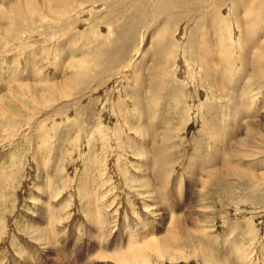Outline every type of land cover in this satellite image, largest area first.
<instances>
[{
	"label": "rangeland",
	"instance_id": "374dc122",
	"mask_svg": "<svg viewBox=\"0 0 264 264\" xmlns=\"http://www.w3.org/2000/svg\"><path fill=\"white\" fill-rule=\"evenodd\" d=\"M151 4L69 0L70 16L57 18L47 0H0V22L20 32L0 46V264H264V73L240 78L264 19L235 35L241 17L209 0L216 17L227 12L225 28L192 31L210 15ZM67 78L75 84L58 93ZM229 164L253 178L219 181ZM180 212L182 229L163 251L106 257L128 238L166 233L162 219Z\"/></svg>",
	"mask_w": 264,
	"mask_h": 264
},
{
	"label": "bare ground",
	"instance_id": "6f19581e",
	"mask_svg": "<svg viewBox=\"0 0 264 264\" xmlns=\"http://www.w3.org/2000/svg\"><path fill=\"white\" fill-rule=\"evenodd\" d=\"M48 1V10L49 11H53V13L54 14H56V16H57V18H64V17H68V16H70L69 14H68V12H70L71 10H72V7L69 5V0H47ZM207 1H209V0H150V2L152 3L151 4V7H152V10L153 9H156L158 12H164V11H171L172 9H174V8H177V9H190V8H198V14H197V16L199 17V16H201V14L203 13V12H206V13H208L209 15H210V17H211V20L208 22V23H202V22H200V21H197L196 22V24H195V26L191 29L192 31H195V30H197V29H199V26H201V28L200 29H203V27L206 29V30H209V29H213L212 27L215 25L216 26V28H217V32H222L223 31V28H225V26L223 27L222 26V24L224 25L226 22H224L223 23V19L221 20V19H219L221 16H224L227 12H223V14L222 15H220V17L219 16H217L216 17V15L214 14V13H211V11H209V5L207 6ZM223 1L224 0H212V3H213V6L211 7V10L213 11V9L214 8H216V7H218V6H220L221 4L222 5H227L228 6V4L229 5H231V6H229V7H231V12H232V15H233V17L234 16H240L241 17V19H242V27H239L238 25H237V28L235 29V31H234V34L235 35H237L243 28H246V29H248V31H250V26L252 27L253 25H255L256 23H258L257 21H261V20H263L264 19V0H225V3H223ZM94 6H100L99 4H96V5H88V6H86V7H84V8H87V7H94ZM226 7V6H225ZM228 7V8H229ZM87 9H89V8H87ZM226 9V8H225ZM228 10V9H227ZM226 10V11H227ZM73 11V10H72ZM71 11V12H72ZM4 12V11H3ZM3 12L1 11L0 12V14H2L1 15V19H2V17L5 19L6 17H5V15L3 14ZM25 13H27V12H29V10H28V8H26V11H24ZM220 13V12H219ZM19 15L21 16V15H23V13L22 12H19ZM74 16H76V15H74ZM180 16V15H179ZM219 17V18H218ZM174 18H178V17H174ZM235 18V17H234ZM73 19V18H72ZM60 22H61V20H60ZM63 22V21H62ZM234 22H235V20H234ZM241 22V21H240ZM236 23V22H235ZM229 25V24H228ZM236 25V24H235ZM257 25V24H256ZM231 26V25H230ZM262 26V25H261ZM223 27V28H222ZM258 28H260V27H258ZM233 29H234V27H233ZM263 29V28H262ZM185 30V29H184ZM184 30H183V32H184ZM231 30H232V28H231ZM14 30H8L5 26H4V24L3 23H1L0 22V46H1V48H2V46L3 45H1L2 44V42H8V41H15L16 40V38L19 36L18 35V33L20 34V32L18 31V30H16L15 32H13ZM23 31V30H22ZM29 31V30H28ZM261 32V31H260ZM260 32H259V34H260ZM178 33V32H177ZM26 34H28L27 32L25 33V35ZM258 34V35H259ZM180 38H182V40H183V37L185 36L184 35V33L182 34L181 33V31L179 32V35H178ZM166 39H167V35H165L164 36ZM163 37V40H164V44H163V47H162V50H163V53H164V55H167V54H169V52H170V49H169V46H168V42L165 40V38ZM251 37H253V36H251ZM249 38L248 39V41L246 42V49H245V53H249V50L251 49V48H255V61H254V63H253V66H252V68H251V73H249L250 72V70H249V68H248V65H247V63H245V62H243V63H241V67H240V78L242 77V76H245L246 78H247V76L249 77V76H252V73H257L259 76H261V74L262 73H264V71H263V68L262 67H264V64L262 63V61H264V44H263V42H262V40L264 41V34H262V35H259V39L258 38H255V37H253V39L252 38ZM252 41V42H251ZM64 44V43H63ZM62 44V45H63ZM175 43L173 42L172 43V45H174ZM65 45V44H64ZM4 47H6L5 45H4ZM36 55H37V53H36ZM35 56V55H34ZM33 64V63H32ZM187 66V65H186ZM30 68V67H29ZM30 72H32V75L34 76V74H33V71H30ZM29 74V75H28ZM14 75H16V73L14 74ZM21 75V74H20ZM27 75H28V77L30 76V73H27ZM263 76V75H262ZM244 77H242V79H243ZM30 79V78H29ZM245 79V78H244ZM79 83V82H78ZM72 84H75V82H68V78H67V80H66V83L64 84V85H60V86H58L57 87V89H58V93H62L63 92V90H64V88H67L68 87V85L70 86V85H72ZM80 85H81V83H79ZM80 85H78V84H76L75 86H77V88L80 86ZM71 88V87H70ZM69 89V88H68ZM72 89V88H71ZM5 90V89H4ZM65 91V90H64ZM252 91V90H251ZM14 92V91H13ZM9 95V94H8ZM12 95H15V94H13L12 93ZM237 96H238V94H237ZM62 97H64V95H62ZM183 97V96H182ZM13 99V98H12ZM235 100V99H234ZM234 100L232 101V103H236V102H234ZM237 101V103L239 102V99L238 100H236ZM15 102V101H14ZM2 103H4V102H2V101H0V105L2 104ZM203 103V102H202ZM6 104V103H5ZM202 105V104H201ZM12 106V105H11ZM10 106V107H11ZM243 106V105H242ZM211 108H213V106L212 107H209V105H203V107H202V110L204 109V110H206V112H207V114H210V113H212V109ZM199 109V108H198ZM199 110H201V108L199 109ZM208 110H210V111H208ZM231 111V110H230ZM181 112H183V110L181 111ZM235 112V111H234ZM242 113V112H241ZM184 114V113H183ZM181 115V114H180ZM180 115H179V117H180ZM236 115V114H235ZM238 115V114H237ZM242 115V114H241ZM246 115V114H245ZM183 116V115H182ZM181 116V117H182ZM240 116V115H239ZM184 117V116H183ZM146 118V117H145ZM199 118V117H198ZM201 118V117H200ZM157 119H159V118H157ZM215 119H218V116H215ZM232 119H233V117H232ZM235 119V118H234ZM239 119V118H238ZM147 120V119H146ZM152 120V119H151ZM181 120V119H180ZM237 120V119H236ZM241 120V119H240ZM240 120H239V124H240ZM243 120V119H242ZM241 120V121H242ZM205 122H207V118L206 119H204V123ZM234 122V121H233ZM237 122V121H236ZM235 122V123H236ZM245 122V128L246 129H256L257 130V125H259V123L258 122H253V121H248V118H247V121L245 120L244 121ZM147 123V122H146ZM155 123V122H154ZM148 124V123H147ZM158 124V123H157ZM159 124H160V122H159ZM158 124V125H159ZM165 124H167V123H165ZM206 124V123H205ZM210 124V123H209ZM215 124V123H214ZM234 124V123H233ZM238 124V125H239ZM161 125V124H160ZM208 125V124H207ZM210 125H212V124H210ZM235 125V124H234ZM236 125H237V123H236ZM237 125V126H238ZM144 126H145V124H144ZM155 126V125H154ZM162 126V125H161ZM146 127V126H145ZM160 127V126H159ZM158 127V128H159ZM215 127V126H214ZM208 128H209V126H208ZM234 128V127H233ZM255 131V130H254ZM249 132H250V130H249ZM251 132H252V130H251ZM250 132V133H251ZM257 132V134H259V133H261L262 134V132L261 131H256ZM160 135V134H159ZM162 135V134H161ZM161 135H160V137H161ZM214 135V134H213ZM248 134H246V136H247ZM163 136V135H162ZM163 137H165V136H163ZM168 137V136H167ZM248 137V136H247ZM154 138V137H153ZM146 139H148V138H146ZM145 139V140H146ZM155 139H157V136H156V138ZM241 139V138H240ZM243 139H245V137L243 138ZM243 139H242V141H243ZM152 140V139H151ZM148 141V140H147ZM170 140H168V142H169ZM172 141V140H171ZM241 141V140H240ZM156 141H154V143H155ZM161 142V141H160ZM245 145V144H244ZM154 147H155V145H154ZM162 151H163V149H162ZM155 153V152H154ZM157 153H160V152H158L157 151ZM156 153V154H157ZM260 153V152H259ZM158 155V154H157ZM156 155V156H157ZM160 155H162V154H160ZM231 155V154H230ZM163 156H164V154H163ZM158 160V159H157ZM161 160V159H160ZM162 160H164V159H162ZM159 162V161H158ZM161 162V161H160ZM163 162H165V160L163 161ZM162 162V163H163ZM214 162V161H213ZM41 163V162H40ZM162 163H161V165H162ZM165 164V163H164ZM41 165V164H40ZM226 165V164H225ZM229 168H228V170H227V173H225V177H221V179H218L219 181H221V182H226L227 181V177H231V176H237L239 179H241V180H243V179H251V178H253V177H251V173H249L247 170H238V172L235 170V169H233V165L232 164H229ZM235 166V165H234ZM163 167H165L164 165H163ZM166 168V167H165ZM231 168V169H230ZM240 168V167H239ZM146 169V168H145ZM157 169H159V167L157 168ZM161 169H162V167H161ZM213 169V168H212ZM39 170H43V167L42 168H40ZM44 170H45V167H44ZM214 170V169H213ZM226 170V169H225ZM166 172H167V170H165ZM241 171H243V173H241ZM164 172V171H163ZM165 172V173H166ZM156 173H157V171H156ZM165 173H163V174H165ZM232 173H234V174H232ZM146 174V173H145ZM163 174H162V177H163ZM168 174V173H167ZM197 174H198V171H197ZM216 175V174H215ZM257 175V177H258V179L259 180H263L264 181V175H260V174H256ZM255 175V176H256ZM165 176L166 177H169V175L167 176L166 174H165ZM210 176V175H209ZM219 176V175H218ZM143 177V176H142ZM160 177V176H159ZM197 177V176H196ZM212 177V176H211ZM220 177V176H219ZM172 178V177H171ZM171 178H170V181H171ZM203 178H204V176L202 177V179L200 180V181H203ZM136 179V178H135ZM134 179V180H135ZM146 179V178H145ZM167 179V178H166ZM190 179V178H189ZM196 179V178H195ZM161 180H162V178H161ZM194 180V179H193ZM192 180V178H191V181H193ZM210 180V179H209ZM215 180V179H214ZM157 181V180H156ZM168 181H169V179H168ZM142 182V181H141ZM144 182V181H143ZM163 182H164V180H163ZM196 182V181H195ZM198 182V181H197ZM210 182V181H209ZM201 183V182H200ZM203 183V182H202ZM201 183V184H202ZM143 184V183H142ZM170 184V183H169ZM192 185L194 184V183H191ZM197 184V183H196ZM208 184H210V183H208ZM217 184V183H216ZM195 185V184H194ZM262 185V184H261ZM168 187V186H167ZM192 187V186H191ZM169 188V187H168ZM175 188V187H174ZM174 188H173V190H174ZM177 188V187H176ZM152 189V188H151ZM181 189V188H180ZM147 190V189H146ZM168 190V189H167ZM176 190V189H175ZM171 191V190H170ZM181 191L182 190H180V195H181ZM152 192V191H151ZM169 192V191H168ZM171 192H173V191H171ZM178 193V192H177ZM201 193V192H200ZM144 194V193H143ZM155 194V193H154ZM106 195V194H105ZM157 195V194H156ZM172 195V194H171ZM153 196V195H152ZM157 197V196H156ZM168 197H169V195H168ZM171 197H173V196H170V198ZM154 198V197H153ZM170 198H168V199H170ZM150 199V198H149ZM155 199V198H154ZM153 199V200H154ZM158 200H160V199H158ZM155 201V200H154ZM152 202V201H151ZM160 202H162V201H160ZM164 202V201H163ZM157 203V202H156ZM155 203V204H156ZM158 204H160L159 202H158ZM181 204V201H178V203H177V208H178V206ZM189 204V203H188ZM153 205V204H152ZM169 205H170V203H169ZM43 206V205H42ZM41 206V208H43ZM163 206H164V204H163ZM171 206H173V205H171ZM160 207V206H159ZM160 208H162V207H160ZM159 208V209H160ZM172 208V207H171ZM170 208V209H171ZM46 209V208H45ZM157 210H158V208H156ZM40 210V209H39ZM163 210V209H162ZM161 210V212H163ZM174 209H172L171 211H173ZM176 210V209H175ZM43 211H44V209H43ZM89 211H90V209H89ZM92 211V210H91ZM167 211V210H166ZM188 211V210H187ZM200 211V210H199ZM150 212V211H149ZM157 212V211H156ZM156 212H153V213H156ZM165 212V211H164ZM40 213H41V211H40ZM43 213H46L45 211L43 212ZM158 213V212H157ZM190 213V212H189ZM39 214V213H38ZM160 214V213H159ZM43 215V214H42ZM161 215V214H160ZM164 215V214H163ZM44 216V215H43ZM92 216V215H91ZM90 216V217H91ZM157 216H158V214H157ZM156 216V217H157ZM183 216H184V214L183 215H181V212L179 213V214H177V215H174V213H171V216H170V214L169 215H166L165 216V219H162V221H163V223L162 224H164V226H165V223L166 222H168L169 221V219H170V221H171V224H169L168 226V228H167V230H166V233L164 232V229H163V226H162V228L161 229H158V235L156 236V235H154V238L153 239H147V237H149L148 235H146V236H144V237H146L145 239H141V240H138V241H133V238H126L127 240H125V241H123V244H121V245H117L116 247H115V251L113 252V253H107L106 254V251H103V250H101V251H103V252H105V254H106V257H108V259H109V257L110 258H113V259H116L118 262L119 261H125L126 262V260L127 259H132V260H138V261H140V259L141 258H144L143 256V253H144V251L146 252V251H154V252H158V251H163V249L166 247V243L167 242H169V240L171 239L170 238V236L171 237H173V239H174V235H176V233H174V234H172L173 232H176L177 231V229L179 230V229H182V228H179V227H181L182 225L181 224H183L182 223V220H183ZM47 217H49V216H47ZM47 217H45V218H47ZM160 217H162V216H160ZM95 218H96V216H95ZM95 218H94V220H95ZM193 218V217H192ZM90 219H92V218H90ZM97 219V218H96ZM40 220V219H39ZM38 220V221H39ZM43 220V219H42ZM157 221V220H156ZM160 221V220H159ZM165 221V222H164ZM169 221V222H170ZM184 221L186 222V220H185V218H184ZM191 221V220H190ZM37 222V221H36ZM90 222H92L91 224H95V223H93V220H91ZM96 222H97V220H96ZM168 222V223H169ZM42 223H43V221H42ZM159 224V223H158ZM158 224H156L157 226H158ZM161 224V225H162ZM195 224V223H194ZM38 225H40V223L38 224ZM37 225V226H38ZM44 225H45V223H44ZM97 225V227H98V223L96 224ZM95 225V226H96ZM46 226V225H45ZM136 226V225H135ZM188 226V225H187ZM200 226V225H199ZM48 227H49V225H48ZM97 227H95L96 229H97ZM115 227H116V225H115ZM188 228V227H187ZM30 229V228H29ZM41 229V228H40ZM51 229V228H50ZM152 229H154L153 227H152ZM185 229V228H184ZM36 230H37V227H36ZM43 229H41V231H42ZM45 230V229H44ZM44 230H43V232H44ZM48 230V229H47ZM130 230V229H129ZM201 230V229H200ZM40 231V232H41ZM49 231V230H48ZM47 231V232H48ZM93 231V230H92ZM181 231V230H180ZM186 231V230H185ZM184 231V232H185ZM51 232V231H50ZM91 232V231H90ZM95 232V231H94ZM152 232L154 233L155 231L154 230H152ZM178 232V231H177ZM188 232V231H187ZM194 232H196V230L194 231ZM201 232V231H200ZM45 233V232H44ZM52 233V232H51ZM128 233V232H127ZM199 233V232H198ZM40 234V233H39ZM47 234V233H46ZM45 234V235H46ZM92 234V233H91ZM111 234V233H110ZM132 234H133V232H132ZM178 234V233H177ZM186 234V233H185ZM196 234H197V232H196ZM47 235H49V234H47ZM53 234H51L50 236H52ZM112 235V234H111ZM173 235V236H172ZM206 235H207V233H206ZM39 236V235H38ZM37 236V237H38ZM130 236H131V233H130ZM178 236V235H177ZM40 237V236H39ZM45 237V236H44ZM93 237V236H92ZM132 237V236H131ZM206 237V236H205ZM47 238H49L48 236H47ZM47 238H45L44 239V241L47 239ZM51 238V237H50ZM94 238V237H93ZM92 238V239H93ZM187 238H188V236H187ZM39 239V238H38ZM43 239V238H42ZM125 239V238H124ZM175 239H177V238H175ZM181 239V238H180ZM107 240L109 241V243L111 242V237H109L108 236V238H107ZM144 240V241H143ZM178 240H179V238H178ZM186 240V239H185ZM192 240V239H191ZM42 241V240H41ZM50 241V240H49ZM53 241H54V239H53ZM194 241V240H193ZM203 241V240H202ZM51 242V241H50ZM50 242H48L49 244H52V243H50ZM179 242V241H178ZM45 244H47V241L46 242H44ZM54 243V242H53ZM57 243V242H56ZM138 243L139 244H141V247L140 248H138ZM42 244H43V241H42ZM44 244V245H45ZM171 243H169V245H170ZM181 244V243H180ZM202 244V243H201ZM48 245V244H47ZM46 245V246H47ZM52 245H54V244H52ZM169 245L167 246V247H169ZM174 245V244H173ZM172 245V246H173ZM178 245V244H177ZM199 245V244H198ZM44 247V248H49V247ZM57 246V245H56ZM58 246H59V243H58ZM95 246V245H94ZM175 246V245H174ZM180 246V245H179ZM97 247V246H96ZM178 247V246H177ZM191 247H193V246H191ZM195 247V246H194ZM112 248V247H111ZM172 248V247H171ZM174 248V247H173ZM204 248V247H203ZM202 248V249H203ZM206 248V247H205ZM43 249V248H42ZM41 249V250H42ZM50 249V248H49ZM49 249H46V250H49ZM52 249V248H51ZM57 249H58V247H57ZM56 249V250H57ZM113 249V248H112ZM139 249V250H138ZM140 249H141V251H140ZM175 249H177V248H175ZM196 249V248H195ZM194 249V250H195ZM62 250V249H61ZM167 250V249H166ZM180 250V249H179ZM199 250V249H198ZM204 250V249H203ZM246 250V249H245ZM244 250V251H245ZM43 251V250H42ZM99 251H100V249H99ZM180 251H182V250H180ZM207 251V250H206ZM240 251V250H239ZM47 252V251H46ZM53 252V251H52ZM58 252V251H57ZM111 252V251H110ZM216 252V251H215ZM43 253V252H42ZM56 253V252H55ZM61 253H63V252H61ZM102 253V252H101ZM174 253H176V252H174ZM178 253V252H177ZM199 253V252H198ZM202 253V252H201ZM204 253V252H203ZM210 253V252H209ZM244 253H246V252H244ZM243 253V254H244ZM45 253H43V255H44ZM65 254V253H64ZM105 254H103V255H105ZM147 254V253H146ZM163 254V253H162ZM164 254H165V252H164ZM181 254V253H180ZM208 254V253H207ZM42 255V256H43ZM58 255V254H57ZM63 255V254H62ZM148 255H150L151 256V254H149V252H148ZM166 255V254H165ZM173 255V254H172ZM176 255V254H175ZM195 255V254H194ZM212 255V254H211ZM102 256V255H101ZM149 256V257H150ZM170 256H171V254H170ZM184 256V255H183ZM196 257H198V256H200V255H195ZM210 256V255H209ZM239 256V255H238ZM47 257V256H46ZM103 257H105V256H103ZM152 257V256H151ZM150 257V258H151ZM172 257V256H171ZM203 257H204V255H203ZM212 257H213V255H212ZM44 258V257H43ZM58 258V257H57ZM98 258H99V256H98ZM173 258H174V256H173ZM176 258V257H175ZM208 258V257H207ZM219 258V257H218ZM52 259V258H51ZM55 259V258H54ZM54 259H52V260H54ZM108 259H106V260H108ZM129 259V260H130ZM239 259H240V257H239ZM62 260V259H61ZM65 260V259H64ZM115 260V261H116ZM129 260H128V263H129ZM214 260H216V259H214ZM213 260V261H214ZM229 260V259H228ZM237 260V259H236ZM242 260V259H241ZM51 261V260H50ZM77 261V260H76ZM144 261V260H143ZM146 261V260H145ZM217 261H219V259L217 260ZM58 262V261H57ZM95 262V261H94ZM118 262H116V263H118ZM131 262V261H130ZM146 262H148V259H147V261ZM225 262H227L226 261V259H225ZM27 263V262H26ZM75 263H77V262H75ZM81 263V262H80ZM105 263H107V262H105ZM136 263V262H135ZM216 263V262H215ZM219 263V262H218ZM121 264V263H120ZM140 264V263H139ZM145 264V263H144ZM224 264V263H223ZM230 264H231V262H230Z\"/></svg>",
	"mask_w": 264,
	"mask_h": 264
}]
</instances>
